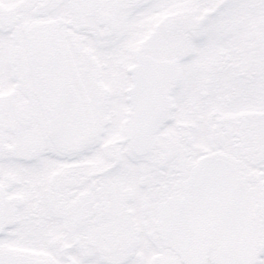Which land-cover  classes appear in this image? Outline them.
Segmentation results:
<instances>
[{"label": "snow or ice", "instance_id": "6c2138e0", "mask_svg": "<svg viewBox=\"0 0 264 264\" xmlns=\"http://www.w3.org/2000/svg\"><path fill=\"white\" fill-rule=\"evenodd\" d=\"M0 264H264V0H0Z\"/></svg>", "mask_w": 264, "mask_h": 264}]
</instances>
